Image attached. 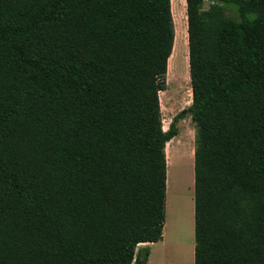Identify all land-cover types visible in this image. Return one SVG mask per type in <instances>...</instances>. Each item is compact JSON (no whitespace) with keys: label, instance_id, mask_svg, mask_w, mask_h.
I'll use <instances>...</instances> for the list:
<instances>
[{"label":"trees","instance_id":"obj_1","mask_svg":"<svg viewBox=\"0 0 264 264\" xmlns=\"http://www.w3.org/2000/svg\"><path fill=\"white\" fill-rule=\"evenodd\" d=\"M185 1L194 264H264V0ZM175 36L172 0H0V264H147Z\"/></svg>","mask_w":264,"mask_h":264},{"label":"rangeland","instance_id":"obj_2","mask_svg":"<svg viewBox=\"0 0 264 264\" xmlns=\"http://www.w3.org/2000/svg\"><path fill=\"white\" fill-rule=\"evenodd\" d=\"M208 7L209 2L206 0L204 9H208ZM172 12L176 31L174 50H176L177 55L175 54L174 57L172 75L169 81L166 76V87L160 92V102L164 129L169 130V128L174 125L178 130V135L171 140L173 147L176 148L175 156L178 165L175 181L172 177L173 190L176 193L173 195V211L168 215L166 213V220L167 216L170 218L164 239L152 248V262L153 264H183L179 257H185L187 264H193L195 234L193 233L191 221L188 218V208L190 206L188 197L190 198V194L193 191L191 167L193 160L192 154L195 148L196 124L188 111L193 99L189 92L192 90V86L189 71V46H187L188 28L186 1L172 0ZM185 154L189 155L191 159L189 165L190 170L188 171L189 174L184 168ZM188 187L191 191L186 192ZM179 212L183 216H179ZM186 224L188 225L186 226Z\"/></svg>","mask_w":264,"mask_h":264},{"label":"crops","instance_id":"obj_3","mask_svg":"<svg viewBox=\"0 0 264 264\" xmlns=\"http://www.w3.org/2000/svg\"><path fill=\"white\" fill-rule=\"evenodd\" d=\"M193 156V154H192ZM169 161H167V192H166V213L167 215L172 211H173V195L176 193L174 190H173V179L170 177L169 175ZM191 181H192V186H193V191L191 192L190 194V198L188 197V199L190 200V206L188 208V218L189 220L191 221V224H192V229H193V233L195 234V230H194V214H195V210H194V156H193V160H192V167H191ZM191 191L190 188L188 187L186 189V192H189ZM180 212H183V211H180ZM178 213L179 216H183L181 215V213ZM169 218L167 216V220L165 222V225H164V229H163V239H164V236H165V233L168 229V225H169ZM188 224H186L187 226ZM162 239V241H163ZM160 241V242H162ZM158 242V243H160ZM157 244V243H156ZM156 244H142L140 247L141 248H145V247H149L150 248V257L148 259V262L147 264H153L152 262V259H153V247L156 246ZM193 264H194V252H193Z\"/></svg>","mask_w":264,"mask_h":264},{"label":"bare ground","instance_id":"obj_4","mask_svg":"<svg viewBox=\"0 0 264 264\" xmlns=\"http://www.w3.org/2000/svg\"><path fill=\"white\" fill-rule=\"evenodd\" d=\"M178 44V43H177ZM186 44V43H185ZM185 46V45H184ZM189 46V45H187ZM176 47V46H175ZM179 48V47H178ZM188 48V47H187ZM175 51V52H174ZM188 52V51H187ZM175 54H176V50L173 49V53L168 61V70H167V79L169 81L171 75H172V72H173V67H174V57H175ZM177 55V54H176ZM179 58V57H178ZM177 64V63H176ZM187 64V63H186ZM186 69V68H185ZM184 69V70H185ZM177 71H178V68H177ZM182 71V70H181ZM186 72V71H185ZM180 73V72H179ZM184 73V72H183ZM189 73V72H188ZM176 74V73H175ZM174 75V74H173ZM178 75V74H177ZM176 76V75H175ZM173 77V76H172ZM178 77V76H177ZM183 77V76H182ZM186 77V76H185ZM188 77V76H187ZM182 80V79H181ZM170 83V82H168ZM190 92V96L191 98L193 99V93H192V90L189 91ZM176 148L173 147V143L172 141H170L168 144H167V147H166V153H167V161H169V175L170 177L174 179L175 181V177H176V170H177V160H176ZM188 150V148H187ZM186 151V150H185ZM193 156H194V153H193ZM185 163H184V168L185 170H187V172L190 170L189 169V165H190V162H191V159H190V156L185 154ZM193 159V158H192ZM168 165V164H167ZM172 169V170H171ZM189 174V172H188ZM175 185V183H174ZM171 251V250H170ZM180 261L182 260L183 264H187L186 263V259L185 257H179ZM179 261V262H180Z\"/></svg>","mask_w":264,"mask_h":264}]
</instances>
